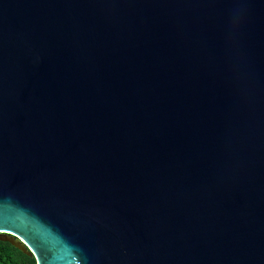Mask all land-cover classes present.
Wrapping results in <instances>:
<instances>
[{
	"label": "water",
	"instance_id": "water-1",
	"mask_svg": "<svg viewBox=\"0 0 264 264\" xmlns=\"http://www.w3.org/2000/svg\"><path fill=\"white\" fill-rule=\"evenodd\" d=\"M0 241L264 264V0H0Z\"/></svg>",
	"mask_w": 264,
	"mask_h": 264
},
{
	"label": "trees",
	"instance_id": "trees-1",
	"mask_svg": "<svg viewBox=\"0 0 264 264\" xmlns=\"http://www.w3.org/2000/svg\"><path fill=\"white\" fill-rule=\"evenodd\" d=\"M0 264H36L33 257L23 254L7 242L0 241Z\"/></svg>",
	"mask_w": 264,
	"mask_h": 264
}]
</instances>
